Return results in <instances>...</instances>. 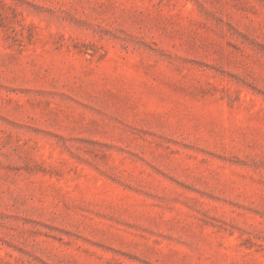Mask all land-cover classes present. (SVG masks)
<instances>
[{
  "label": "rangeland",
  "instance_id": "374dc122",
  "mask_svg": "<svg viewBox=\"0 0 264 264\" xmlns=\"http://www.w3.org/2000/svg\"><path fill=\"white\" fill-rule=\"evenodd\" d=\"M0 264H264V0H0Z\"/></svg>",
  "mask_w": 264,
  "mask_h": 264
}]
</instances>
